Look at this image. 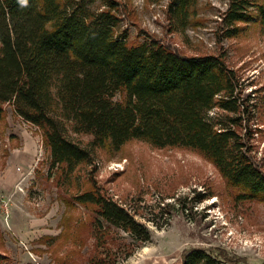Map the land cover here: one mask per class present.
<instances>
[{
	"label": "trees",
	"instance_id": "obj_1",
	"mask_svg": "<svg viewBox=\"0 0 264 264\" xmlns=\"http://www.w3.org/2000/svg\"><path fill=\"white\" fill-rule=\"evenodd\" d=\"M96 1L105 8H94ZM197 1L172 0L174 32L188 27ZM119 6L117 0H0V145L11 105L42 130L56 174L72 176L93 166L99 150L120 151L140 140L199 150L241 190L240 198L264 201V170L252 146L259 103L246 96L241 76L223 55H184L145 32L144 42L130 43L120 31ZM221 16L226 37L249 23H259L264 36L258 0H230ZM100 188L91 183L72 197L93 212L95 253L87 264H119L120 253L129 258L152 231ZM8 260L0 255V264ZM181 264L249 263L223 249L194 247Z\"/></svg>",
	"mask_w": 264,
	"mask_h": 264
},
{
	"label": "rangeland",
	"instance_id": "obj_2",
	"mask_svg": "<svg viewBox=\"0 0 264 264\" xmlns=\"http://www.w3.org/2000/svg\"><path fill=\"white\" fill-rule=\"evenodd\" d=\"M117 1L120 31L127 32L130 43L144 42L145 32L184 55H223L238 72L246 96L259 103L252 146L264 170L261 25L239 24L240 33L226 37L221 14L230 0H198L188 27L174 32L172 0ZM94 8L105 7L96 1ZM6 109L0 145V255L9 257L5 264H87L95 253L93 212L72 197L91 183L152 231L151 241L129 258L121 252L119 264H151L160 256L164 264H181L184 252L194 247L223 249L249 264L264 262V201L240 198L241 190L199 150L133 140L120 151L99 150L93 166H82L72 176L56 174L42 130L17 116L11 105Z\"/></svg>",
	"mask_w": 264,
	"mask_h": 264
},
{
	"label": "bare ground",
	"instance_id": "obj_3",
	"mask_svg": "<svg viewBox=\"0 0 264 264\" xmlns=\"http://www.w3.org/2000/svg\"><path fill=\"white\" fill-rule=\"evenodd\" d=\"M148 248H144V250H147ZM164 257L160 256V258H155L151 264H164Z\"/></svg>",
	"mask_w": 264,
	"mask_h": 264
}]
</instances>
